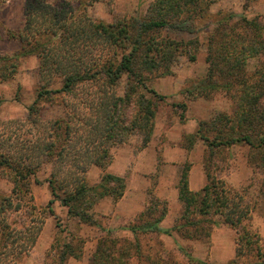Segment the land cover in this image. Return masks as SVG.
Returning <instances> with one entry per match:
<instances>
[{"label": "trees", "instance_id": "16d2710c", "mask_svg": "<svg viewBox=\"0 0 264 264\" xmlns=\"http://www.w3.org/2000/svg\"><path fill=\"white\" fill-rule=\"evenodd\" d=\"M7 1L0 0V7ZM23 1V27L9 32V37L18 40L21 47L12 55L0 54V84L15 77L21 59L38 58L41 89L29 109V123H40L39 104L46 98L76 96L77 90L85 87H94L96 91L83 102L73 104L64 118L48 122L54 137L52 141L37 142L32 149L25 147L28 152L19 157L0 151V170L9 169L14 174L15 184L12 195L0 202V264H21L40 237L46 218H41L35 205L28 207L27 223L19 225L10 217L24 207L18 194L19 183L28 181L31 176L38 183L36 176L43 158L54 159L52 177L47 180L54 198L47 206L50 214L54 215V201L60 200L71 216L84 224L102 227L89 213L90 209L102 198L121 199L127 182L123 177L108 173L97 191L93 190L97 186H89L87 174L94 166L106 168L112 161V146L117 142L126 143L129 135L139 133L141 149L146 148L153 137L159 102L166 99L146 85L148 78L138 66L139 53H145L146 60L139 64L147 63L144 69L166 72L183 41L171 38L158 42L151 33L171 30L195 34L200 22L197 19L210 16V6L204 0H158L151 8L155 14L152 17L124 18L106 24L88 15L86 9L90 2H80L76 8L65 0ZM261 22L258 16L248 18L234 13L215 20L207 37L208 73L196 89L203 97H208L209 90L237 93L238 107L233 116L221 114L208 122L200 121L195 134L185 136L190 143L203 141L211 157L225 147L249 146V163L254 169L264 166V158L260 163L257 160L264 150V23ZM193 43L197 44L198 40ZM125 47L130 50L118 59V50ZM107 50L113 51V58H106ZM254 58L259 59V67L250 72L248 61ZM195 59L193 56L192 60ZM124 76L131 83V92L122 97L117 88ZM56 81L60 87L51 88ZM141 87L153 99L146 98L140 92ZM175 107L186 108V105ZM184 165L178 184L183 213L174 226L161 227L168 214V203L149 192L147 209L126 229L137 242L141 235L172 237L175 232L184 239L205 240L217 226L216 218L222 217L236 233L235 258L231 264H264V242L250 226L255 208L247 199V190L231 186L204 165L206 185L199 192H193L189 186L191 166ZM112 184L118 185V189ZM28 188L26 186V193L30 192ZM91 193L94 197H90ZM105 231L106 236L98 242L94 264H117V253L126 255L128 252L118 248L125 241L112 236V230ZM136 246L139 253L140 245ZM70 257H81L72 242L62 246L60 264H65ZM189 257L196 264H205L190 254ZM155 264L169 263L159 258Z\"/></svg>", "mask_w": 264, "mask_h": 264}, {"label": "rangeland", "instance_id": "374dc122", "mask_svg": "<svg viewBox=\"0 0 264 264\" xmlns=\"http://www.w3.org/2000/svg\"><path fill=\"white\" fill-rule=\"evenodd\" d=\"M65 1L71 2L76 8L80 2L82 4L84 1L92 3L86 9L88 15L96 21L110 24L124 18L127 20L131 18L147 19L154 16L151 8L155 6L158 0ZM204 1L210 6V16L197 19L200 22H197L195 34L171 30H158L151 33L150 36L158 42L171 38H178L183 41V45L176 51L177 54L173 57V61L166 72L144 69L147 68L148 64H139L146 60L145 53H139L138 66L140 70H144L143 72L148 78L146 85L148 88L156 90L160 95L166 96L164 101L159 102L154 133L150 142L151 144L154 141L152 149L153 153L157 152V165L153 174L148 176V203L149 192H154L156 195L155 190L160 176L168 175L167 177H169L176 171L172 165L179 166V181L184 170V164L190 165L192 169L193 165L200 163L203 172H205L204 165H207L210 171L227 181L231 186L247 190V199L255 208L250 226L264 242V166H257L254 169L249 163L251 158L250 147L246 145L225 147L216 151V154L211 157V151L203 141L198 139L190 143L185 140V136L192 137L195 134L200 121L208 122L221 114L233 116L238 107L237 97L239 94L237 93L227 92V90H209L208 97H203L200 91L196 89L208 73L209 65L206 62L207 37L215 25V20L223 15L234 13L238 16L246 15L248 18L258 16L262 20L261 23H264V0ZM20 16L16 1L0 11L2 20V22L0 21L1 55H12L21 47L20 42L18 43L9 37V32L14 30L12 28L18 25ZM5 22H12V28L6 27ZM195 39L198 40L197 44L193 43ZM7 41H10L8 46L6 45ZM129 50L130 47L120 48L118 59ZM105 56L106 58H113V51L107 50ZM193 56L196 58L194 61L192 60ZM259 63L257 58L248 61V71L256 70ZM50 87H60L59 81ZM40 89L39 61L35 56L21 59L15 77L11 81L0 84L1 152L12 153L19 157L28 152L25 151V147L32 149L37 142L52 141L54 137L48 128V122L64 118L66 113L73 109V104L83 102L87 95L96 91L94 87H85L79 88L76 96L56 95L42 100L39 104L40 123L31 125L29 123V109L35 102ZM130 92L131 83L128 77L124 76L119 83L117 93L124 97ZM140 92L144 93L146 98L153 99L146 89L141 87ZM183 104L186 105V108L175 107ZM127 138L126 143L117 142L112 146L110 150L112 161L116 154L120 155L124 152L125 154L136 155L143 150L141 149L142 136L139 133L129 135ZM262 155L257 157L258 163L264 158V150ZM42 160L44 162L36 176L38 183L35 182L34 176H31L28 181L19 183L21 190L19 191L18 187V194L24 207L20 213H13L10 217L11 221L19 223V225L27 223L28 207L35 205L41 218L42 216L46 218L36 246L21 264H60L61 248L68 242L73 243L81 257L79 259L70 257L65 264H94L93 258L97 252L98 242L100 238L106 236L105 230L107 229L112 230V236L125 241L118 245L119 250H128L126 255L120 251L117 253V264H155L159 258L168 261L169 264H196L190 260L189 254L195 260L205 264H231L235 258L236 233L228 227L222 217L216 218L218 224L213 227L209 239L188 240L175 232L172 237L141 235L140 242H137L133 234L126 228L135 224L138 216L130 217L128 221L127 218L123 217L122 220H117V216L111 212L113 206L105 205L107 203L103 200L105 198L99 200L89 211L102 227L84 224L80 219L71 216L60 200H55L52 204L54 215H51L47 206L54 198L47 180L52 177V161L54 159L43 158ZM110 165L111 163L104 169L99 167L93 171L90 169L87 174V181L90 187L97 186V189L95 187L93 190L99 191V185L102 183L103 176L108 174ZM128 174V177H123L126 179L127 186L129 183L131 184V179L137 178L133 177L132 170H129ZM26 186L29 187L30 192L26 193ZM112 186L116 190L118 189V185L112 184ZM14 188V174L9 169H1L0 202L5 197L12 195ZM60 194L62 197L64 196L62 191ZM91 196L94 197L93 193L90 194ZM167 203L168 214H173L175 223L183 213V204L180 200L178 202L167 201ZM108 204L111 205V203ZM101 206H104L103 209ZM80 207L84 208V205L80 203ZM109 209L110 211H107ZM136 244L140 245L139 253L136 250Z\"/></svg>", "mask_w": 264, "mask_h": 264}, {"label": "crops", "instance_id": "0c3cea01", "mask_svg": "<svg viewBox=\"0 0 264 264\" xmlns=\"http://www.w3.org/2000/svg\"><path fill=\"white\" fill-rule=\"evenodd\" d=\"M13 1H16L19 6V14L20 19L19 23L15 28H12V22H5V26L12 28V31H18L23 27L24 23V1L23 0H9L5 4L0 7V11L2 8L6 7ZM0 21L2 22L1 18ZM4 27V26H3ZM18 43L19 41L16 40ZM15 42V43H17ZM10 41H7V46ZM154 141L140 151L138 154H125L124 152L120 155L116 154L111 165L109 166L108 173L111 175H115L117 177H128V171L132 170L133 177H137L135 180L138 181L136 183L135 180L131 179V184L127 186L124 196L118 201H114L111 198H105L103 200L107 201L105 205L113 206L111 212L117 216V220H122L123 218L139 216L143 213L148 206V176L152 175L156 170L157 165V152L153 153ZM162 149V148H161ZM160 149V151H162ZM98 167H92L91 171L97 169ZM173 169H176L175 172L171 171V175L160 176L155 193L157 197L161 200L168 202H178L179 201V166L172 165ZM99 169V168H98ZM129 175V174H128ZM140 177V178H139ZM206 175L203 172V169L199 164H195L192 166V169L189 174V186L193 192H199L206 185L205 183ZM136 183V184H135ZM114 202H112V201ZM108 203H111L109 205ZM102 205V203H101ZM101 206V209H103ZM107 210V211H110ZM106 212V211H105ZM107 213V212H106ZM121 214V215H120ZM121 218H120V216ZM174 216L173 214H167L163 222L161 223V227L163 229H170L174 226ZM124 226V225H123ZM167 236V235H165Z\"/></svg>", "mask_w": 264, "mask_h": 264}]
</instances>
